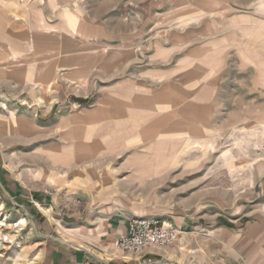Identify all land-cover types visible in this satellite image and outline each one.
Returning <instances> with one entry per match:
<instances>
[{"label":"rangeland","instance_id":"obj_1","mask_svg":"<svg viewBox=\"0 0 264 264\" xmlns=\"http://www.w3.org/2000/svg\"><path fill=\"white\" fill-rule=\"evenodd\" d=\"M167 1L0 0V17L5 10L9 17L0 27L10 22L14 39L0 46V264H39L38 224L91 231L108 218L154 217L196 233L211 252L221 227L242 233L264 226V100L257 94L249 102L241 89L225 87L223 114L193 118L202 128L195 139L149 138L109 158L91 137L100 117L82 110L96 106L104 84L135 69L158 38L215 14L171 9ZM159 139L171 152L147 150ZM133 154L149 168L119 169ZM180 243L163 249L168 263L182 264Z\"/></svg>","mask_w":264,"mask_h":264},{"label":"crops","instance_id":"obj_2","mask_svg":"<svg viewBox=\"0 0 264 264\" xmlns=\"http://www.w3.org/2000/svg\"><path fill=\"white\" fill-rule=\"evenodd\" d=\"M167 2L171 9L205 10L209 7L215 14L208 18L205 14L199 15L196 22H186L187 26L168 33L164 39L158 38L135 69L103 85L101 99L97 98L95 107L82 110L88 117H100L95 125L96 133L91 137L96 138L97 143L102 141L97 146L100 145L109 158L149 138L171 135L197 138L202 128L193 118L211 121L218 113L223 114L221 94L225 87L228 92L241 89L249 96V102L253 94L264 100V0H209L213 6H206L207 0ZM8 18L5 10V18L0 17V21ZM9 23L0 27V46L1 43L10 45L14 40ZM19 32L18 27L16 40L23 42L20 37L24 36L18 37ZM90 125L87 122L86 130ZM161 140L147 150L155 146L160 149L159 153L171 152L167 149L172 147L169 142ZM135 157L133 154L118 168L135 171L149 168L142 167ZM5 172L2 180L8 188L12 184L8 183L11 176ZM19 197L27 201L26 197ZM36 199L44 200L41 196ZM126 226L127 219L122 217L108 218L104 225L91 231L66 229L62 225L58 231L55 226L49 225V229L38 224V229L44 233L39 264H170L164 256L165 250L137 258L117 253L115 243L125 234ZM46 230L52 233L57 230L56 237ZM77 234H86L87 239L78 244L72 240ZM195 234L180 232L178 241L182 244L178 247L183 253L182 264H207V253L214 257L215 264H264L263 225L247 228L242 233L227 227L217 229L212 252Z\"/></svg>","mask_w":264,"mask_h":264},{"label":"built area","instance_id":"obj_3","mask_svg":"<svg viewBox=\"0 0 264 264\" xmlns=\"http://www.w3.org/2000/svg\"><path fill=\"white\" fill-rule=\"evenodd\" d=\"M179 236L180 230L171 221L154 217L134 218L115 243L114 250L128 257H142L172 247Z\"/></svg>","mask_w":264,"mask_h":264},{"label":"bare ground","instance_id":"obj_4","mask_svg":"<svg viewBox=\"0 0 264 264\" xmlns=\"http://www.w3.org/2000/svg\"><path fill=\"white\" fill-rule=\"evenodd\" d=\"M258 129H259V128H258ZM252 131H253V130H252ZM260 132H261V133H262V132L264 133V128L261 129ZM239 135H241V134H239ZM237 137H238V136H237ZM238 138H239V137H238ZM245 143H246L245 140H238L236 144H237L239 147H243V148H244V147H245V146H244ZM234 144H235V143H234ZM236 147H237V146H236ZM196 149L199 150V147H196ZM238 149H239V148H238ZM254 149H255V148H254ZM246 150H247V149H246ZM258 150H259V149H258ZM185 152H187V150H186ZM185 152H183V153H185ZM229 152H230V151H229ZM243 152H244V151H243ZM251 153H252V152H251ZM184 155H185V154H184ZM227 155H228V154H227ZM182 156H183V155H182ZM182 156H179V157L177 158V162L180 161V159H181ZM187 156H188V155H187ZM244 157H245V155H244ZM182 158H183V157H182ZM230 158H231V157H230ZM234 158H235V157H234ZM226 159H229V156H226L225 158H223V160H225V161H226ZM236 159H237V158H236ZM181 161H182V160H181ZM250 165H251V164H250ZM252 165H253V164H252ZM246 170H247V169H246ZM228 171H229V170H228ZM228 171H227V172H228ZM211 172H212V170H211ZM211 172H210V173H211ZM227 172H226V174H228ZM246 172H248V171H246ZM222 173H223V172H222ZM220 174H221V173H220ZM229 174H230V173H229ZM215 175H217V174H215ZM218 175H219V173H218ZM211 176H212V175H211ZM210 178H211V177H210ZM212 178H213V177H212ZM224 178H225V177H224ZM214 179H215V178H214ZM214 179H213V180H214ZM245 180H246V179H245ZM211 182H212V181H211ZM245 182H246V181H245ZM225 183L227 184V182H225ZM211 184H212V183H211ZM243 184H244V182H243ZM228 185H229V183H228ZM209 186H210V185H209ZM238 186H239V185H238ZM226 187H227V186H226ZM228 188H229V187H228ZM24 222H25L24 220H21V222L18 224V226H23V225H24ZM7 239H8V238H4V240H7ZM0 241H1V239H0Z\"/></svg>","mask_w":264,"mask_h":264},{"label":"trees","instance_id":"obj_5","mask_svg":"<svg viewBox=\"0 0 264 264\" xmlns=\"http://www.w3.org/2000/svg\"><path fill=\"white\" fill-rule=\"evenodd\" d=\"M227 227H230V225H226Z\"/></svg>","mask_w":264,"mask_h":264}]
</instances>
